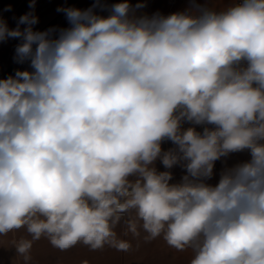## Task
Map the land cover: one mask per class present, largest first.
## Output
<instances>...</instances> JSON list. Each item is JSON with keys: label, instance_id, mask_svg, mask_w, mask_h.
Here are the masks:
<instances>
[{"label": "clouds", "instance_id": "1", "mask_svg": "<svg viewBox=\"0 0 264 264\" xmlns=\"http://www.w3.org/2000/svg\"><path fill=\"white\" fill-rule=\"evenodd\" d=\"M213 4L93 0L40 31L30 0L15 28L0 18L28 65L0 79V235L127 250L114 229L134 213L190 264H264V0Z\"/></svg>", "mask_w": 264, "mask_h": 264}, {"label": "crops", "instance_id": "2", "mask_svg": "<svg viewBox=\"0 0 264 264\" xmlns=\"http://www.w3.org/2000/svg\"><path fill=\"white\" fill-rule=\"evenodd\" d=\"M29 2L30 0H0V18H3L10 28H15L19 17L31 11ZM108 2L114 3L117 0H108ZM132 2L138 3L140 0H132ZM233 2L234 0H214L213 6L223 9ZM92 3L93 0H36L35 15L38 16L39 23L35 25V29L43 31L51 27H67L65 16L57 11L58 8L86 9ZM186 7L187 0H179L176 4H171L168 0H147L144 11L149 14L159 11L167 15ZM18 42L16 39H9L0 43V79L5 78L6 73L28 68L27 64L19 65L14 62L15 46ZM163 147L167 149L171 147V144L165 143ZM246 158V153L233 154L227 162L232 164ZM156 166L164 170L159 162ZM222 166V163L218 161L215 171L218 173ZM173 172L175 178L179 179L181 170L175 168ZM132 222L136 223L135 232L130 227ZM114 231L118 241L130 245L127 250H120L111 245L93 250L82 243L67 250H60L47 238L32 240L26 229L14 230L7 235H0V264H25L23 257L19 256L15 250V244L22 239L31 241L28 264H190L193 258L191 249L177 251L171 248L162 237L146 239L147 234L143 231L140 222L136 220L134 213L126 215Z\"/></svg>", "mask_w": 264, "mask_h": 264}, {"label": "built area", "instance_id": "3", "mask_svg": "<svg viewBox=\"0 0 264 264\" xmlns=\"http://www.w3.org/2000/svg\"><path fill=\"white\" fill-rule=\"evenodd\" d=\"M171 4H176L179 0H168ZM14 73L15 72H11V73H9L8 75H7V77L9 76V75H14ZM6 78V77H5Z\"/></svg>", "mask_w": 264, "mask_h": 264}, {"label": "rangeland", "instance_id": "4", "mask_svg": "<svg viewBox=\"0 0 264 264\" xmlns=\"http://www.w3.org/2000/svg\"><path fill=\"white\" fill-rule=\"evenodd\" d=\"M15 71H16V70H15ZM15 71H14V72H15ZM8 74H9V73H6V76H7ZM6 76H5V77H6ZM3 78H4V77H3Z\"/></svg>", "mask_w": 264, "mask_h": 264}]
</instances>
